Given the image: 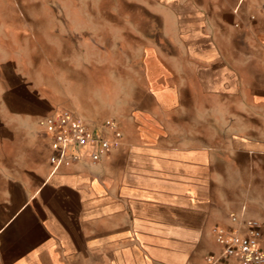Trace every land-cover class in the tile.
<instances>
[{"label":"crops","instance_id":"0c3cea01","mask_svg":"<svg viewBox=\"0 0 264 264\" xmlns=\"http://www.w3.org/2000/svg\"><path fill=\"white\" fill-rule=\"evenodd\" d=\"M104 1L0 36V264H206L232 213L264 241V0ZM52 40L108 49L99 92L90 53L64 92L13 51ZM63 107L115 118L119 148L53 171L37 120Z\"/></svg>","mask_w":264,"mask_h":264},{"label":"built area","instance_id":"2783aa9c","mask_svg":"<svg viewBox=\"0 0 264 264\" xmlns=\"http://www.w3.org/2000/svg\"><path fill=\"white\" fill-rule=\"evenodd\" d=\"M37 123L47 134L53 171L75 164L96 165L119 148L123 136L115 118L93 124L68 108L41 116ZM229 219L234 226H212L210 232L219 251L207 254L205 263L264 264L261 222L234 213Z\"/></svg>","mask_w":264,"mask_h":264},{"label":"rangeland","instance_id":"374dc122","mask_svg":"<svg viewBox=\"0 0 264 264\" xmlns=\"http://www.w3.org/2000/svg\"><path fill=\"white\" fill-rule=\"evenodd\" d=\"M94 2L95 8H103L104 4H106V1L104 0H94ZM111 3L114 7L118 6V0H111ZM77 8H86L85 0H0V36L6 38L13 37V43L16 45L20 44L17 34L12 31L9 23L14 15H19L20 19L26 16L39 18L40 27L44 28L46 26V20L49 21L52 19V14L57 16L56 18L58 20L64 21L67 18L70 19V17H64L63 15L65 14L69 16L71 11ZM101 36V33H96V40L102 41ZM29 44L38 45V47L16 48L13 51L18 53L25 64L32 66L36 70L35 73H33L38 80L54 86L62 85L64 92L71 91L72 82L76 83V81H79L84 84L87 83L86 71H84L85 73L83 74L81 72L77 73L76 69L72 67L71 59L73 57L74 60V58L81 56V54L86 56L87 53H90L94 59L92 63L93 69L90 71V76L93 78L96 91L99 92L98 90H100V87H102L104 83L103 76L105 68L103 60L104 58H107L104 54L108 52V49L104 50L103 48L95 47L93 50H73L70 47V43H67L68 47L57 48L56 44L58 45L59 43L54 40L30 42ZM117 77H119L118 74ZM115 81L116 89L118 90L119 83L121 82L119 80ZM118 99L117 96L114 97L116 102ZM117 105L118 104L116 103V107Z\"/></svg>","mask_w":264,"mask_h":264}]
</instances>
